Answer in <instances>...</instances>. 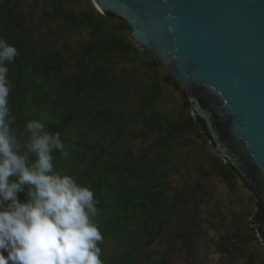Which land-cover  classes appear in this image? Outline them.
Wrapping results in <instances>:
<instances>
[{"label": "trees", "instance_id": "1", "mask_svg": "<svg viewBox=\"0 0 264 264\" xmlns=\"http://www.w3.org/2000/svg\"><path fill=\"white\" fill-rule=\"evenodd\" d=\"M52 3L56 9L53 18L64 17L61 9L64 0H52ZM25 8L26 0L0 1V37L7 39L18 50L14 63L9 65V77L14 82L10 108L19 126L29 120H38L48 132H60L69 157L65 159L59 152L55 153L54 165L57 170L74 176L80 183L91 184L99 200L98 208L102 210L97 224L104 237L99 244L103 262L109 259L104 255L108 243L113 241L121 249L117 257L120 260L115 264H141V256L145 253L143 248L152 243L162 228L179 214L180 207L190 202L195 204L196 217L180 224L178 236L187 254L196 256L202 237L197 214L203 201L199 193L201 184L176 191L173 200L169 201L166 193L169 170L164 169L161 175L145 177L136 186H128L127 177L120 173V167L103 161V142L111 133L114 123L112 109L117 102L116 99L112 102L107 99L106 92L117 93L116 82L111 79V66L115 64L120 51H136V47L126 37L108 38L102 35L111 29V25L92 11L83 12L79 18L71 17L78 24L92 26L88 41L79 42L78 46L63 42L62 48L55 46L39 50L34 43L38 23L35 24L33 6L30 11ZM105 14L118 18L121 25L129 27L116 15L110 12ZM81 18L85 21L81 22ZM94 50L97 54L92 55L88 62L87 57ZM161 92L157 82L151 84L145 97L146 103H156ZM184 97L188 106L190 99L186 92ZM103 130L105 132L101 139L93 141L95 135ZM195 134L213 143L201 117L195 114L182 116L169 122L159 144L171 145L175 142L178 145H192L196 143ZM117 138L115 135V140ZM208 158L211 163L203 171L205 178L215 174L221 176L232 190L238 189L239 178H242L236 169L212 153H208ZM160 186L164 188L156 191ZM18 195L23 199L22 193ZM253 199L242 211L233 213L235 236L242 245L233 249L230 243H221V253L235 254L237 249L238 253L245 255V246L252 238L247 232L250 228L257 230L264 239L263 215L259 208L255 209ZM246 257L244 264H260L254 252L249 251ZM230 258L234 257H223L224 261L219 264H230Z\"/></svg>", "mask_w": 264, "mask_h": 264}, {"label": "rangeland", "instance_id": "2", "mask_svg": "<svg viewBox=\"0 0 264 264\" xmlns=\"http://www.w3.org/2000/svg\"><path fill=\"white\" fill-rule=\"evenodd\" d=\"M32 6L35 24L38 23L34 43L39 50L61 47L63 42L78 46L79 42L88 41L92 26L78 24L71 17L79 18L83 12L92 11L111 25V29L102 35L108 38L126 37L136 47V51H120L115 64L111 66V79L116 82L117 93H106L110 102L115 99L117 102L112 109L114 123L111 133L103 142V161L120 167V173L127 177L128 186H136L145 177L161 175L164 169L169 170L166 192L169 201L173 200L176 191L201 184L199 193L203 201L197 214L202 237L196 256L187 254L178 236L180 224L196 217L195 204L190 202L180 207L179 214L162 228L152 243L143 248L145 253L141 256V264H219L224 261L223 257L228 256L235 258H230V264H244L249 251L255 253L258 263L264 264V239L253 228L247 229L252 238L245 246V255L238 253L237 249L235 254L221 253L219 250V245L224 242L230 243L233 249L242 245L235 236L234 211H242L251 198H254L255 209L258 206L257 195L244 180L239 178V188L232 190L221 176L211 174L205 178L203 171L211 163L208 153L223 159L214 144L206 142L198 134L194 135L196 143L192 145H178L175 142L171 145L159 144L169 122L194 114L190 100L186 106L183 85L161 62L157 64L159 61L152 52L142 49L130 38L129 27L121 25L118 18L108 17L95 6L93 0H64L61 9L65 16L57 20L53 18L56 9L52 0H26L25 10L30 11ZM84 21L81 18V22ZM95 54L96 50L88 55L87 61ZM155 82L159 84L162 94L156 103L149 105L145 97L150 85ZM104 132L97 133L93 141L101 139ZM115 135L118 136L117 140ZM163 188L160 186L155 190ZM120 250L119 244L110 241L104 255L109 259L104 264L118 262Z\"/></svg>", "mask_w": 264, "mask_h": 264}, {"label": "water", "instance_id": "3", "mask_svg": "<svg viewBox=\"0 0 264 264\" xmlns=\"http://www.w3.org/2000/svg\"><path fill=\"white\" fill-rule=\"evenodd\" d=\"M183 85L216 151L257 195L264 233V0H93Z\"/></svg>", "mask_w": 264, "mask_h": 264}, {"label": "clouds", "instance_id": "4", "mask_svg": "<svg viewBox=\"0 0 264 264\" xmlns=\"http://www.w3.org/2000/svg\"><path fill=\"white\" fill-rule=\"evenodd\" d=\"M17 55L0 37V264H104L91 184L56 169L55 153L69 157L59 132L38 120L19 126L10 108Z\"/></svg>", "mask_w": 264, "mask_h": 264}, {"label": "bare ground", "instance_id": "5", "mask_svg": "<svg viewBox=\"0 0 264 264\" xmlns=\"http://www.w3.org/2000/svg\"><path fill=\"white\" fill-rule=\"evenodd\" d=\"M97 7V6H96ZM97 8H99V7H97ZM100 9V8H99Z\"/></svg>", "mask_w": 264, "mask_h": 264}]
</instances>
